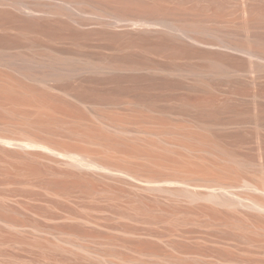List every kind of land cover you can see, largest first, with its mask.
<instances>
[{
  "label": "rangeland",
  "instance_id": "rangeland-1",
  "mask_svg": "<svg viewBox=\"0 0 264 264\" xmlns=\"http://www.w3.org/2000/svg\"><path fill=\"white\" fill-rule=\"evenodd\" d=\"M2 1H26L36 10L60 2ZM86 1L125 17L162 14L197 22L237 41L254 32L264 43V0H248L247 16L240 0ZM71 12L77 21L0 4V46L133 69L56 81V88L36 92L41 105L85 119L99 113L169 128L212 124L187 132L214 138L245 163L244 169L234 165L240 173L264 162L263 58H252V67L239 51L197 44L174 32L171 38L123 32L132 29L124 27L132 25L126 19L115 22V32L102 31L96 15ZM245 16L254 21L250 32L241 29ZM115 44L128 47L113 52ZM212 62L223 68L220 74L209 70ZM34 165L39 173L31 177L4 174L0 167V215L19 225L0 220V264H264V230L237 215L176 207L134 195L122 183L45 161Z\"/></svg>",
  "mask_w": 264,
  "mask_h": 264
},
{
  "label": "bare ground",
  "instance_id": "bare-ground-1",
  "mask_svg": "<svg viewBox=\"0 0 264 264\" xmlns=\"http://www.w3.org/2000/svg\"><path fill=\"white\" fill-rule=\"evenodd\" d=\"M59 1H48L47 8L41 10L31 8L26 1L19 6L14 1L0 0V4L77 21L71 12L74 8L79 14L96 15L102 31L115 32L112 29L115 22L126 19L132 25L124 27L132 29L123 32L170 38L179 33L197 44L244 53L250 58L252 67V58L264 59V43L254 32H245L254 28L252 18L246 17L248 0H240L246 15L241 25L245 32L243 41L214 33L197 22L184 23L162 14L125 17L86 0ZM136 1L142 2L132 0L137 4ZM127 47L115 44L112 51L121 52ZM80 57L35 54L0 46L2 173L36 176L39 172L34 163L45 161L103 182L122 183L134 195L153 197L176 207H198L206 213H232L254 229L264 230V173H261L264 162L259 161L251 167L253 173L249 170L240 173L234 165L244 169L245 163L221 150L214 138L187 132L191 127L201 130L212 124H180L169 128L112 119L99 113L85 119L57 105H41L36 92L56 88V81L133 69L118 62H96ZM208 68L213 74H220L223 69L214 62ZM236 188L245 190H233ZM0 220L8 226H19L1 215Z\"/></svg>",
  "mask_w": 264,
  "mask_h": 264
}]
</instances>
